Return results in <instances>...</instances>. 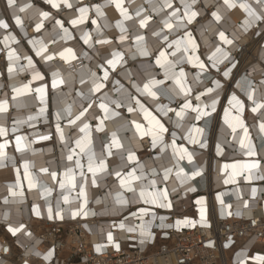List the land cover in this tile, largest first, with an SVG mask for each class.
<instances>
[{"label": "bare ground", "instance_id": "bare-ground-1", "mask_svg": "<svg viewBox=\"0 0 264 264\" xmlns=\"http://www.w3.org/2000/svg\"><path fill=\"white\" fill-rule=\"evenodd\" d=\"M42 1L43 3L35 2V0H17V6L9 8L6 5V0H0V18H4L9 24V29L0 28V61L5 64V70L0 66V74H2L0 75V100L7 99L9 105L7 113H0V126L8 129V136H0V143L5 140L11 141L5 149L7 156L3 161L4 167H0V244L3 242L8 245L10 252L6 256L3 255V252L0 254V264H10V259L15 252L19 254L20 263H24L25 260L28 261V264L45 263L44 260H39L35 253L40 252L43 255L47 251L48 246L42 243L41 238V232L47 224L35 218L36 215L33 209L36 205H39L41 216L46 219L48 218L47 208L50 204L53 208L54 217L60 209H63L64 218H73L69 210L80 209L85 199L84 196L80 195V178L77 175V187L71 190L68 187L61 189L59 181L64 180L63 173L69 167L73 168L77 173L79 172L74 163L76 159H79L81 164L85 166L84 171L89 178V182L85 186L88 203L83 208V211H88L90 214L87 217L81 214L75 217L76 220L69 224L64 223V225H77L79 227L82 225L87 228L90 234L84 232V230L82 233L86 242L99 243L101 245L107 241L108 232H112L114 239L125 238L124 235L128 233V227L136 229V231L130 232L131 236L141 241V225H148L150 222L151 230L154 226L168 225L172 222V220H167L169 212L157 210L159 208L157 205H146L138 197L140 187L148 185L153 179L156 180V188L165 186L168 188V198L172 202L174 200L172 198L173 195L179 193L180 197H188L192 192L206 185L205 187L208 191L213 188H220V192L216 195L210 194L209 197H202L204 199V207L209 204L210 200L216 204L221 203L222 200L221 208L231 205L232 208L237 209V212L246 216L250 215V212L257 207V204L259 209L261 208L260 204L264 202V195L262 194L264 184H260L259 181L263 179L258 177H264V139H262L264 132H261L259 124L264 122V109L253 113L251 108L255 105L247 97L251 85L256 88L253 99L257 102L264 100V89L260 87V81L264 80V30L255 27L249 29L248 32H244L241 25L246 13L242 9H239V7L228 9L223 6V0H199L195 10L199 11L201 15L186 30H174L169 35V41H171L181 37L184 31L191 32L192 37L199 46L195 55L199 56V59L206 65V69L203 72L186 61L176 66L175 71L177 74L179 69L183 67L187 77L186 83L193 87V91L188 95L187 99L191 100L193 106L210 104L212 98L218 100L216 111L212 112L210 117L196 121L193 119L194 114L191 113V110H189L188 115L183 120H180L174 112H169L167 116H164L159 110L160 105H166L168 108L179 111V105L185 102L183 95L177 96L174 92L167 91V89L173 87L177 90L179 89V85H176L174 81L168 80L165 82L161 89L164 94L160 95L158 101L141 92H137L136 87L133 86L135 85L142 89L143 85L151 79H164V69L155 64L154 58L159 54L160 50L164 49L165 42H163L162 38L153 37L151 33L160 30L162 20L165 17L163 13L151 12L150 0H134V2L133 0H124L123 6L128 8L129 14L133 16V19L124 22V27L127 30L124 34L127 35L128 39L123 43L119 41V36L122 33L116 27L117 21L122 20L123 17L114 4H108L106 0H69L73 4V8L70 9L67 5L61 4V7L57 9L48 4L47 0ZM151 2L155 3L156 0H151ZM240 2L241 0H237V4ZM25 4H31L32 7L25 9L23 13L19 12L18 8L23 7ZM45 4L48 6H45ZM97 4L102 5V10L105 13L104 17H98L95 14L93 6ZM173 4L174 7L180 6L178 0H173ZM84 6H88L91 9L88 14V20L82 25H72L70 21L79 16V8ZM141 6L153 16V20L149 23L147 29L139 28L138 18L135 17V11ZM1 8L6 10L11 23H9L6 13L2 12ZM218 8L224 17V20L219 23L215 22L211 16V12L217 11ZM41 11L49 12L50 18L44 21V27L37 32L35 25L40 22L41 17L38 14ZM169 11L171 10L165 9V12ZM14 14L19 15L24 21L23 28L15 25ZM60 14H65V18L60 16ZM93 19L101 27L102 31L100 34L96 33L97 24L91 23ZM57 20L63 21L64 27L68 28L72 39H61L64 34L60 27L56 25L55 22ZM219 31H224L229 39H234L235 46L224 45L219 40ZM85 32L91 34L92 41L90 43L93 44V47H89L88 44L84 43L82 36ZM165 32H168V30L165 29ZM136 35H144L147 38V48L151 53L150 56L144 57L138 54L135 41ZM5 36L10 37L7 46H5ZM12 36L15 39H11ZM41 39L48 45V52L45 55H53L52 60H44L39 56L42 60L41 63L44 64L43 67L39 65L36 57H33V54L34 56L36 55V50L40 45L37 44L36 47L29 48L26 44L31 43L33 45V42ZM97 39H109L111 43L97 45L95 44ZM217 46L230 52L231 60L236 64L234 68L227 60L223 63H218L216 68L211 67L212 60L208 59V57L212 56ZM201 47H204L202 51L205 55H202ZM68 48L73 50L77 59L65 61L60 57L59 53ZM12 49H15L16 53L21 56V59L14 64L7 59V52ZM117 51L124 54V59L117 65L115 70H112L109 66L108 81L104 82L105 87L101 92L91 94L96 103H93L92 108L85 114L87 117L86 122L89 123L91 128L92 144L90 147L95 153L96 162L99 163L100 159L103 158L107 164V172L98 173L97 183L92 185L90 182L92 174L87 172V155L81 154L74 156L73 161L67 160V155L70 154L69 149L76 147L75 140L84 137L85 134L79 132L78 128L74 126L71 128L67 126L69 117L66 109L70 106L71 111L75 115L82 108L87 107L89 101L85 100L80 94L89 95V88L92 85L91 73L95 72L97 76L102 77L103 70L97 66L105 64L106 59L112 58L111 53ZM84 53H87V56ZM65 54L68 55V53ZM188 55H193V53L190 51ZM27 56L32 58L33 67L28 66V61L25 58ZM177 56H179V53H177ZM168 59L173 60L174 57L169 55ZM10 64L14 68L11 74L7 72ZM21 66L24 67V71H20ZM229 68L231 69L230 75L225 77L223 73ZM44 69L52 73L58 72L60 74L58 79L62 78L65 80V84L57 88L50 86L54 93L53 108H51L49 103V96L52 94L49 85L50 82L52 83L53 77L51 73L49 78H47L43 73ZM37 71L43 75V81L32 80V76ZM47 79L49 80L48 82ZM81 79L85 81L84 84L80 83ZM217 80L222 85L219 89L215 85ZM117 81L119 82L118 84L116 83ZM184 82L182 81V83ZM25 84H29L33 91L27 92L22 96H16L13 89L20 88ZM42 84L47 85L43 101H41L40 95L34 91V89L41 87ZM229 84L232 86V88L230 87L231 89ZM235 84L237 89L233 87ZM208 88H213L215 91L208 94ZM199 93H205V95H202L197 100L195 97ZM105 94L107 97L104 100L105 103H108L109 100L120 102L119 108H116L115 105H109L110 110L114 109L120 113L119 117L106 118L104 110L98 107L99 98L105 96ZM233 94L244 101V111L241 114V118L244 120L248 128V134L259 153L256 158H249L240 148L238 141L243 136L242 129H237L235 134L237 139L233 140L231 128L225 122V110H228L230 116L238 114L237 110L229 105ZM14 96L16 97L15 99H13ZM133 97L139 99L145 108L168 129V132L163 134V143L168 145V147L161 148V145L158 144L157 148H152L150 146V136L141 137L135 129V125L130 123L132 120H136L144 126V129L150 127L144 118V113L139 111L138 106L132 101ZM129 104L136 108L137 111L128 113L127 107ZM41 108H45L43 114L40 112ZM50 109L51 113L54 109L52 118L50 117ZM208 110L211 111L210 108ZM58 111L61 113L60 125L64 129V140L60 139V134L55 130V124L57 123L56 113ZM29 117H32V119H29ZM84 119L82 117V120ZM100 120H104L103 132L95 130ZM17 121H20V123H15ZM77 124L82 126L80 121H77ZM178 124L179 127L177 126ZM193 125L196 128L204 129L203 136L195 132ZM14 126L17 129L16 132L12 131ZM112 132H116L124 148L116 149L113 147V154L107 156L106 146L111 143ZM41 134H50L51 139H38ZM173 134H175L177 150L183 146L193 153L192 162H189L187 157H185L179 164L176 163L171 146ZM17 135L26 137V139L21 141L22 143H31L29 150L23 152L16 150L15 137ZM189 135L205 143L206 147L201 148L199 144L190 143ZM128 148L136 152L139 163L144 165L143 180L132 182V186L137 189L136 194L129 192L127 187L122 186L119 179L115 176L116 171H121L123 176L131 170L132 166H137L135 162L126 161L127 153L125 149ZM77 153H79L78 148ZM218 155L221 158H218ZM206 158H208V162L204 164ZM252 159L260 160V168L253 170V178L251 180L246 179L247 173H244V175L236 176L235 182L224 183L232 174V169L228 168L225 170L224 165L245 161L250 162ZM25 161L29 163V172L38 179L37 187L31 190L28 189L27 178L24 175ZM17 168L20 169L19 184L17 183ZM40 168H48L49 173L56 171L58 173L57 180L53 181L48 174L40 173ZM165 168L173 169L166 182L162 181ZM179 168H183L185 173L189 175L194 170L202 169V175L181 185L176 176ZM153 169H155V174H153ZM136 175H140L139 167H137ZM197 182H200L201 186H198ZM254 182L257 183L253 184ZM20 185H23L24 191L22 199L18 196H12V190L20 191ZM42 186L51 188V192L46 194ZM226 186L229 187L224 188ZM173 188L176 189L175 192L172 191ZM189 188H194L195 191H190ZM253 188L256 189L255 196H252ZM118 193L129 201L127 205H120L116 202ZM64 196L69 198L67 203L63 200ZM5 198H7V204L5 203ZM58 202L59 207L57 206ZM245 202H247V207H244ZM132 204H140L141 208L147 207L152 211L148 215L141 216L139 213L140 208L131 209ZM91 213H95V215ZM122 213L127 215L116 217ZM133 213H137V215L133 216ZM152 213H155L157 217L155 220L152 219ZM5 214H7V219H4ZM161 217H163V220L160 219ZM121 222L125 224V229L112 226L114 223L118 225ZM21 224L25 226L27 232H31V236H28L25 230L12 235L11 232L5 229L9 225L18 227ZM15 241L18 245L15 244ZM76 242V238L69 235L62 248L67 252L72 249L71 246L76 244ZM62 250L59 252L61 255ZM21 252L24 253V256ZM65 255L67 256L68 253ZM246 255V251H242L233 261V257L230 255L229 258L227 257L228 264H256L252 261L247 262ZM257 255L263 256L259 252ZM56 257L60 258L57 251ZM54 260L51 264H54Z\"/></svg>", "mask_w": 264, "mask_h": 264}, {"label": "snow or ice", "instance_id": "snow-or-ice-1", "mask_svg": "<svg viewBox=\"0 0 264 264\" xmlns=\"http://www.w3.org/2000/svg\"><path fill=\"white\" fill-rule=\"evenodd\" d=\"M134 2V0H133ZM199 0H178V3L180 6L174 7L173 0H156L155 3H151V12L153 13H163L164 19L162 20V26L160 27L159 31H154L151 33L153 37L156 38H162L163 42H165L164 49L159 51V54L155 56V64L160 66L164 69V79L163 80H157V79H151L148 83H145L143 85V88H139L138 86L133 85L136 87L137 92H141L146 96H149L153 98L154 100H159L160 95L164 94L161 92V89L165 85V82L168 80L174 81L176 85H179V89L177 90L175 87L167 89L169 92H174L177 96L183 95L185 97V102L179 106V111H176L175 109L168 108L166 105H160L159 110L163 113L164 116H167L169 112H174L177 117L180 118V120H183L187 115L189 110H191V113L194 114L193 119L196 121L202 120L206 117H210L212 112L216 111L218 100L216 98L211 99L210 104H197L196 106H193L191 103V100L187 99L188 95L193 91L192 85H189L186 83L187 77L186 73L181 67L179 69L178 74L176 73L175 69L178 64H182L185 61L188 63L193 64L194 67H198L201 72H203L206 69V65L202 60L199 59V56L195 55L198 45L195 42V39L192 37L191 32L184 31L183 35L177 39H173L169 41V35L175 30L179 31L181 29H187L189 25H191L198 16L201 15V13L197 10H195L196 6L198 5ZM47 3L50 4L53 8L59 9L61 7V4L67 5L68 8H73V4L69 2V0H47ZM106 3L108 4H114L115 8L120 11L121 16L123 17L122 20L117 21L116 27L120 29V32L122 33L119 36V41L123 43L128 39L126 33V28L124 27V22L129 21L133 19V16L129 14L128 8L124 7V0H106ZM6 5L9 8L16 7L17 6V0H6ZM223 6H226L228 9H236L239 7V9H242L244 13H246V17L243 20V23L241 25L244 32H248L249 29H253L255 27L260 28L261 30H264V0H241L239 4H237V0H223ZM32 7L31 4H25L23 7H19L18 11L23 13L25 9ZM94 11L95 14L98 17H104L105 13L102 10V5H94ZM165 9H169L171 11L165 12ZM90 8L88 6L80 7L79 8V16L76 19H72L70 23L72 25H82L88 20V14L90 12ZM41 19L40 22L35 25V29L37 32H39L44 27V21L50 18V13L47 11H41L38 14ZM211 16L214 18V21L219 23L222 20H224V17L221 15L220 9L218 8L217 11L211 12ZM135 17L138 18V24L139 28L141 29H147L149 27V23L153 20V16L149 14V11L143 6L139 7L135 11ZM14 21L16 26H20L23 28L24 21L21 19L19 15L14 14ZM175 21V23H173ZM56 25L60 27V29L63 31V36L61 39H72L71 34L69 33L68 28L64 27L63 21L57 20ZM93 24H97V21L93 19L91 21ZM0 28L3 29H9V24L4 18H0ZM165 29L168 30V32H165ZM101 27L99 24H97L96 27V33H101ZM219 40L224 44L228 46H235L234 45V39H229V37L225 34L224 31H219ZM9 36H5V46H7V43L9 41ZM11 39H15L14 36L11 37ZM82 39L84 40L85 44H88L89 47H93V44L90 43L92 41V36L90 33L85 32L82 36ZM136 41V48L137 52L140 56L148 57L151 55L150 51L147 48V38L144 35H136L135 36ZM111 41L109 39H97L95 41V44L97 45H107L110 44ZM39 44L40 47L36 50V55L41 56L44 60H52L53 55H45V53L48 52V45L44 43V41L38 40L33 42V47H36V45ZM174 49V50H173ZM192 52L193 55H188L189 52ZM65 53H68L66 55ZM177 53H179V56H177ZM219 54V55H217ZM60 57L64 59L65 61H71L77 59L75 54L73 53V50L71 48L65 49V51L59 53ZM85 56H87V53H84ZM171 55L174 57L173 60H169L168 57ZM112 58L106 59L105 64H100L97 67L103 70V75L97 76L95 72L91 73L92 77V85L89 88V95L84 96L83 93L80 95L84 97L85 100L89 101L87 107L82 108L78 112V114H73L71 111V108L69 106L68 109H66L68 121L67 126L69 128L75 127L78 128L79 132L84 133L85 136L81 137L80 139L75 140V148H70L69 153L67 155L68 161H73L74 156H79L81 154H86L88 157L87 162V172L91 173L92 176L90 178V182L92 185H96L97 183V174L98 173H106L107 172V164L105 159H100L99 163L96 162L95 153L91 149L92 144V138H91V128L89 123L86 122L87 117L85 116L86 113H88V110L92 108L93 103H96V100L92 98V93H99L101 90L105 87L106 81H108L109 78V66L112 70H115L117 65L121 63V61L124 59V54L122 52H112L111 53ZM28 61V66L33 67L34 62L30 56L25 57ZM7 59L11 61L13 64L21 59V56L16 53L15 49H12L11 51L7 52ZM208 59L212 60L211 67L216 68L218 63H223L224 61H229L231 63V66L234 68L236 64L232 62L231 60V54L229 51L217 46L215 48V51L212 53L211 57H208ZM14 68L12 64H10L7 68V72L11 74L13 72ZM20 71H24V67H20ZM231 72V69L229 68L227 71H224L223 75L225 77L229 76ZM2 75V74H0ZM60 74L58 72L52 73V83L51 86L53 88H57L60 85L65 84V80L58 77ZM33 81H43L44 77L41 73L38 71L34 73L32 76ZM182 81H185L182 83ZM81 84H84L85 81L83 79L80 80ZM119 83L118 81L116 82ZM216 88L219 89L222 87L220 81H215ZM122 87V86H121ZM260 87L264 89V80L260 81ZM47 88V85H41V87H38L34 89L35 93H38L40 95L41 101L44 100L45 96V90ZM156 89V90H153ZM16 96H22L27 92H32L33 89L29 87V84H25L20 88H14L13 89ZM215 90L213 88H208L207 93L211 94ZM256 88L255 86L250 85V91L248 94V99L253 101L254 107L251 108V111L253 113H256L260 111L261 109H264V100H261L260 102H257L253 99V94L255 93ZM202 95H205V93H199L196 95L195 99L199 100ZM16 97L14 96L13 99ZM106 94L103 97H100V103L98 104V107L100 109L104 110L105 117L106 118H114L119 117L120 113L118 111H115L114 109L110 110L109 105H115L116 108L120 107V102L115 100H109L108 103H105L104 100L106 99ZM132 101L138 106L139 111L144 113V118L147 120L150 127L148 129H144V126L141 123H138L136 120H132L130 123L135 125V129L139 132L141 137L144 136H150V146L152 148H157L158 144L161 145V148H166L168 145L163 143L164 136L163 134L168 132V129L165 128L164 124L160 122V120L152 115V113L145 108L144 104L141 103L139 99L132 98ZM229 105L232 108H235L237 110L236 115H229L228 110H225V122L228 124V126L231 128V131L233 133V140L237 139V136L235 135L237 132V129H242L243 136L239 139V145L240 148L245 152V155L249 158H256L259 153L256 150V146L254 142L252 141L251 137L248 134V128L245 125L244 120L241 118V114L244 111V101L241 100L239 97H237L235 94H233L232 99L229 101ZM8 100H0V113H7L8 112ZM211 109L209 111L208 109ZM45 111V108H41L40 112L43 114ZM137 111L136 108H133L131 104L127 107V112L132 113ZM82 117L85 119L82 120ZM29 119H32V117H29ZM61 120V113L58 111L56 113V121L55 124V130L60 134V139L64 140V129L61 128L60 125ZM77 121H80L82 126L77 124ZM15 123H20V121H17ZM179 127V124L177 125ZM193 128L197 134L200 136H203L204 129L203 128H196L195 125H193ZM259 128L261 132H264V122H261L259 124ZM96 131L103 132L104 131V120H100L99 125L96 126ZM13 132H16L17 129L14 126L12 128ZM191 131V130H190ZM0 136L7 137L8 136V129H6L3 126H0ZM26 139V137H21L17 135L15 137V148L17 151L23 152L26 150H29L31 148V143L24 144L21 141ZM38 139L40 140H49L51 139V135H39ZM190 143L192 144H199L201 148L206 147L205 143H202L199 139L193 138L191 135L188 137ZM264 139V137H262ZM247 140V142H246ZM9 143L11 141L5 140L3 143H0V167H4L3 161L5 160L7 153L5 149L8 147ZM172 150H173V156L176 159V163L179 164L180 161L184 160L185 157H187V160L189 162H192L193 160V153L189 152L187 148L181 146L179 150H177L176 142H175V134H173L172 137ZM107 156H111L112 148L115 147L116 149H122L124 148V145L120 143L119 138L117 137L116 132L111 133V143L107 146ZM77 148L79 149V153H77ZM87 149V152H86ZM127 156L126 161L135 162L137 166H132L131 170L126 172L123 176L121 174V171H116L115 176L119 179L120 184L122 186L127 187V190L133 194H136L137 189L132 186L133 181H141L144 178V165L139 163V158L136 155V152L133 151L131 148L125 149ZM123 158V157H122ZM76 169H79V172L77 173L73 168L69 167L65 170L63 173L64 180L59 181V187L61 189H65L66 187L69 188V190L74 189L77 187V175L80 178V195L84 196L85 199L83 201V204L80 209L77 210H69L70 214L73 218L80 216L81 214L85 217L89 216L88 211H83V208L86 207L88 201L86 198V191L85 186L89 182V178L86 176L84 171V165L81 164L79 159H76L74 161ZM137 167H139L140 175H136ZM225 170L228 168L232 169V174L230 175L229 179H226L224 183H233L235 182L236 176L244 175V173H247L246 179L251 180L253 178L252 172L254 169L260 168V160L259 159H252L250 162H237L236 164L232 165H224ZM153 174H155V169L152 170ZM172 168H165L163 170V176L162 181L166 182L169 179L170 174L172 173ZM40 173H46L50 176V178L53 181L57 180L58 173L56 171H52L49 173L48 168H40ZM17 174V183L19 184V177H20V169H16ZM24 175L27 178V186L28 189H34L37 187L38 179L29 172V163L27 161L24 162ZM202 175V169H197L191 172L189 175L188 173H185L183 168H179V170L176 172V176L179 179V182L181 185L186 184L187 181L193 180L198 176ZM264 179V177H258ZM44 187V192L46 194H49L51 192V188ZM152 189V190H149ZM190 191H195L194 188H189ZM173 192L176 191L175 188L172 189ZM256 195V189H252V196ZM12 196L13 197H20L21 199L24 197V191H23V185H20V191L12 190ZM139 199L143 200V202L146 205H157L160 208H171L172 207V201L168 198L169 197V190L168 188L161 187L156 188V180H151L148 185L142 186L139 189L138 192ZM68 196H64L63 200L65 203L68 202ZM116 202L120 205H127L129 201L124 198L122 194H117ZM5 203L7 204V198H5ZM99 203V201H97ZM198 204L202 205L200 208V220H190V219H184V220H178L176 221V227H180L181 225H184L186 227H196L197 223L201 225H208L207 220V208L204 207V199L201 198V200L197 201ZM221 204H223V201L221 200ZM59 207V202L58 205ZM229 208L231 205L228 206ZM244 207H247V202H245ZM36 216H41V211L39 205H36L33 209ZM152 210L150 208L144 207L139 209V213L141 216L148 215L149 212ZM63 209H60L56 214L55 217L53 215V208L49 204L47 208V217L48 219L53 218H59L61 220L64 219L63 216ZM92 215H95V213H91ZM232 212H228V215H232ZM133 216H136L137 213H133ZM236 215H240V212H237ZM157 217L155 213H152V219L155 220ZM4 219H7V214H5ZM163 220V217L160 218ZM253 224H255V220L252 221ZM113 227H119L120 229H125V224L123 222L117 224H113ZM161 227H164L163 224H161ZM168 227H173V225H168ZM9 232L12 233V235H16L17 233L21 232L22 230H25L24 225H19L18 227H12L9 225L8 227ZM128 232H134L136 231L133 227L127 228ZM26 234L28 236H31V232H27L25 230ZM141 232V243H144L146 240H151L154 238L152 232L150 231V222L148 225H141L140 227ZM107 242L109 245H114L116 250H119L120 245L119 243L114 241V237L112 232L107 233ZM105 246L97 244L95 246L96 252H101L102 249ZM7 251V249H4ZM55 249H50L46 253L43 254V260L49 261L53 254ZM36 256H40V252L35 253ZM256 259H259L260 261H264V256H258ZM24 264H28V261L25 260Z\"/></svg>", "mask_w": 264, "mask_h": 264}, {"label": "built area", "instance_id": "built-area-1", "mask_svg": "<svg viewBox=\"0 0 264 264\" xmlns=\"http://www.w3.org/2000/svg\"><path fill=\"white\" fill-rule=\"evenodd\" d=\"M218 156L221 158L220 155ZM207 162L208 158L204 164ZM259 182L264 184V179ZM197 184L201 186L200 182ZM205 186H201L188 197H180L179 193L173 195L174 200L171 208L159 207L157 209L169 212L167 220H172V222L168 225H173V227H168V225L152 227L150 231L154 238L146 240L144 243L132 237V234L128 232L124 235L125 238L114 239L120 245L119 250L105 241L101 244L105 246L102 251L96 252L95 246L99 243L86 242L82 236L83 230L90 234L87 228L82 225L80 227L64 225V223H71L76 218L61 220L35 216L47 224L41 232L42 243L48 246L47 251L55 249L53 258L49 261L44 260V264H51L53 259H55L54 264H228L230 255L233 257V261L242 251H246L247 262L264 264V261L256 259L258 252L264 256V202L260 204V209L257 204L250 215L246 216L243 213L236 215V208L228 206L221 208V203L216 204L210 200L206 205L208 225L197 223L196 227L175 226L176 221L186 218L200 220L201 205L197 201L202 197H209L210 194L216 195L220 192V188L208 191ZM227 187L229 186L224 188ZM262 194L264 195V191ZM140 204H132L131 209L141 208ZM228 212L233 214L228 215ZM125 213L116 217H124L127 215ZM253 220H255V224L252 223ZM5 229L8 230V227ZM69 235L75 237L77 242L71 246V250L65 252L62 247ZM15 244L18 245L16 241ZM61 250L62 255L59 253ZM56 251L60 255L59 259L56 257ZM2 252L4 256L10 252V247L3 242L0 244V254ZM66 253H68L67 256ZM21 254L24 256V253L21 252ZM18 255L15 252L11 259L8 257L11 260L9 263L24 264L20 263ZM38 259L43 260V255L38 256Z\"/></svg>", "mask_w": 264, "mask_h": 264}, {"label": "rangeland", "instance_id": "rangeland-1", "mask_svg": "<svg viewBox=\"0 0 264 264\" xmlns=\"http://www.w3.org/2000/svg\"><path fill=\"white\" fill-rule=\"evenodd\" d=\"M2 2V1H1ZM35 2H42L43 3V1L42 0H35ZM45 6H48L47 4H45ZM52 9V8H51ZM1 10H2V12H4V13H6V18H7V20L9 21V23H11V20H10V17H9V15H8V13L6 12V10H4L3 8H1ZM60 16H63L64 18H65V14H60ZM27 44V46L30 48H32L33 47V45L31 44V43H26ZM199 50H200V48H199ZM198 50V51H199ZM202 50H204V47H201V52H202V55L204 54L205 55V53L202 51ZM33 57L35 58L36 57V59H37V61H38V63H39V65L41 66V67H43L44 66V64H42L41 63V58L39 57V56H34V54H33ZM203 57H205V56H203ZM0 66H1V68L2 69H4L5 70V64L4 63H2V61H0ZM43 73L45 74V76L47 77V78H49V75L52 73V72H48L46 69H44L43 70ZM118 76V75H117ZM49 80L47 79V82H48ZM232 84V83H231ZM231 84H229L230 86H229V88L231 87L232 88V86H231ZM170 85V84H169ZM51 86V82H50V85H49V89H51V91H52V94L49 96V103H50V105H51V108H53L54 106V93H53V90H52V87H50ZM233 87L235 88V89H237V85L235 84V85H233ZM230 88V89H231ZM50 91V90H49ZM225 98V97H224ZM180 106V105H179ZM50 111V117L52 118V113L54 112V109H53V112L51 113V109L49 110ZM252 124V123H251ZM147 153V152H146ZM142 154H144V153H142Z\"/></svg>", "mask_w": 264, "mask_h": 264}]
</instances>
